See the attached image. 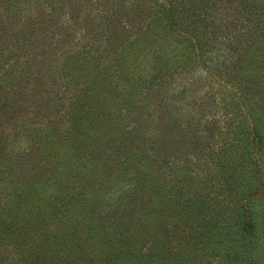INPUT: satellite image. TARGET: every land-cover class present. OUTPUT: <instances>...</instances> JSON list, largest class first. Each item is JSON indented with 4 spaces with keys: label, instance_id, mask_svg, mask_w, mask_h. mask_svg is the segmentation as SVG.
Masks as SVG:
<instances>
[{
    "label": "trees",
    "instance_id": "16d2710c",
    "mask_svg": "<svg viewBox=\"0 0 264 264\" xmlns=\"http://www.w3.org/2000/svg\"><path fill=\"white\" fill-rule=\"evenodd\" d=\"M147 1L0 0V264H264V32Z\"/></svg>",
    "mask_w": 264,
    "mask_h": 264
},
{
    "label": "rangeland",
    "instance_id": "374dc122",
    "mask_svg": "<svg viewBox=\"0 0 264 264\" xmlns=\"http://www.w3.org/2000/svg\"><path fill=\"white\" fill-rule=\"evenodd\" d=\"M208 2V12L211 13V24L207 27L210 37L204 38L202 48L214 50L218 44L216 39L223 33H234L236 35L244 34L247 30L257 27L258 32H264V0H206ZM157 0L146 2V9L152 8ZM226 20V21H225ZM261 36L258 34V39ZM264 48V47H262ZM212 55H216L213 51ZM221 71L216 74L220 75ZM122 182L115 181L109 183L106 179L105 187L118 189ZM116 185V186H115ZM115 186V187H114Z\"/></svg>",
    "mask_w": 264,
    "mask_h": 264
}]
</instances>
